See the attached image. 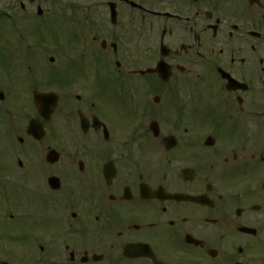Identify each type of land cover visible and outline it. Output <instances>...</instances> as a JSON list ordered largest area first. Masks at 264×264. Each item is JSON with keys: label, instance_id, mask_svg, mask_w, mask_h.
I'll use <instances>...</instances> for the list:
<instances>
[{"label": "flooded vegetation", "instance_id": "1", "mask_svg": "<svg viewBox=\"0 0 264 264\" xmlns=\"http://www.w3.org/2000/svg\"><path fill=\"white\" fill-rule=\"evenodd\" d=\"M89 1L61 18L73 51L39 64L16 41L9 75L57 102L40 254L16 236L33 172L2 120L0 240L21 248L0 264H264V0ZM46 2L16 0L15 27L44 25ZM27 138L25 158L41 142Z\"/></svg>", "mask_w": 264, "mask_h": 264}, {"label": "rangeland", "instance_id": "2", "mask_svg": "<svg viewBox=\"0 0 264 264\" xmlns=\"http://www.w3.org/2000/svg\"><path fill=\"white\" fill-rule=\"evenodd\" d=\"M2 3H5V5H8L10 9L15 11L14 2L16 0H0ZM49 2H46L42 8L47 11V16H50V18H46V20L43 22L44 25H38L30 21L29 27H26L24 30L20 29L19 26L16 27L19 31H25V39L26 41L30 42L33 46L32 49H38L35 56L39 58L40 63H45V58L54 55L55 51H59L60 48L65 50V48H70L69 51H73L74 44L72 41V33L75 29L74 23L71 25L65 23L61 18L65 15L66 17L75 16L77 19L78 16V9L81 10H87L90 8V1L89 0H48ZM4 7V5H2ZM18 9V5L16 6ZM57 8V9H56ZM4 9V8H2ZM9 9V10H10ZM49 10V12H48ZM53 10H56L54 13ZM83 14H86L84 11ZM17 23L15 24H23L22 16L23 13L17 11ZM0 22V81L2 83H9V81L13 83V86L10 87L8 85L7 87H10V91L12 94L8 97L10 99V102H12V105L16 108L18 123L15 119V125L17 128V136H22L26 138L25 130L28 125V122L30 119L35 118L37 113L34 109L33 102H32V96L31 93H27V91L24 89L25 85H29V82L31 81V78L27 76L24 77H15L11 76L10 80V63L12 62V69L17 70L19 68V62L14 63V57L15 54L12 52L15 51L17 47V40L19 41V36L17 35V30L14 28L13 23L6 20V18H2ZM52 59V58H51ZM4 60V62H2ZM15 73V72H14ZM55 72L48 71L45 69L44 76L45 78H52ZM40 77H42V74H40ZM25 82V83H24ZM2 83L0 85L2 86ZM14 89H13V88ZM4 88V87H3ZM0 88V91L3 89ZM21 89H24V91H21ZM16 90V91H15ZM7 95V94H6ZM6 118L7 115L5 114ZM5 118V117H4ZM3 118L0 117V126L2 130L5 132V128L3 129ZM12 132L15 134V130L13 129ZM0 136H4L2 131L0 132ZM0 137V138H2ZM0 139V143H1ZM28 142V141H27ZM42 144H35L37 147L34 148L31 154L27 155V157H23L20 155V152L23 151L25 148H27L30 145H18V154L23 161L24 165L20 169H18V172H33V180H32V188L29 192V197L32 199H29L28 203H24L25 208H32L34 214L31 215V217L25 218L23 220V224H20V227L23 229H19L16 232V236L18 239H21L23 241H27V243L22 242V247L26 246L31 240H35L40 238L41 236L45 235V213L42 214L45 209L43 208V189L45 188V172L41 171L42 165L45 167L44 160H45V138L41 142ZM31 145H33L31 143ZM43 191V192H42ZM30 202V205H29ZM43 239V237H42ZM41 239V240H42ZM41 243H44L43 241H39ZM4 244H8L10 247L14 249L21 248V242L16 240H8V241H2L0 240V248L4 246ZM36 247H38L36 245ZM39 249V248H38ZM44 254H42L43 256ZM2 256V257H1ZM0 259H11L12 257H5L4 255H1ZM43 259V258H41ZM29 260V259H28ZM30 264H37L36 262H29Z\"/></svg>", "mask_w": 264, "mask_h": 264}, {"label": "water", "instance_id": "3", "mask_svg": "<svg viewBox=\"0 0 264 264\" xmlns=\"http://www.w3.org/2000/svg\"><path fill=\"white\" fill-rule=\"evenodd\" d=\"M46 101H47V97L42 96L40 94L35 95V102L38 106H44L45 107ZM41 114L45 117V111L41 110ZM28 131H29V134L33 135L37 139H41L44 136L42 126L38 125V123L34 122V121L30 123Z\"/></svg>", "mask_w": 264, "mask_h": 264}]
</instances>
